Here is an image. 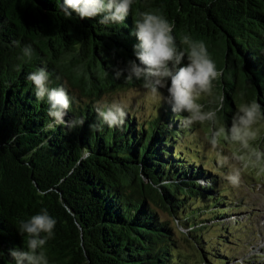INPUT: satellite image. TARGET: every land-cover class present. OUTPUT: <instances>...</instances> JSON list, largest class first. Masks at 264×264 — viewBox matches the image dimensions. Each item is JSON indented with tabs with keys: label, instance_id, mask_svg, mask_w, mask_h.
I'll list each match as a JSON object with an SVG mask.
<instances>
[{
	"label": "trees",
	"instance_id": "1",
	"mask_svg": "<svg viewBox=\"0 0 264 264\" xmlns=\"http://www.w3.org/2000/svg\"><path fill=\"white\" fill-rule=\"evenodd\" d=\"M37 1L44 10L31 0H0V264H15L8 250L26 248L27 241L19 221L41 208L57 221L45 245L49 264H192L176 254L180 229L208 264H229L223 254L229 248L218 242L220 253H212V246H202L209 240L203 235L219 228L217 237L233 241L225 223L240 208L225 209L240 200L229 187L217 193L218 168L198 156L206 138L189 139L198 125L180 129L179 118L163 104L148 119L127 110L120 128L97 132L89 126L97 122L94 105L105 95L144 89L141 81L112 75L135 59L132 33L140 12L174 21L178 47L184 35L205 42L224 73L206 99L214 109L224 96L217 117L231 116L242 101L264 106V0H134L123 25H103L99 17L67 19L62 0ZM15 41L32 45L31 62L18 59ZM39 67L47 68L52 87L67 88L73 104L65 119L83 116L82 128L43 131L52 123L48 105L35 98L27 80Z\"/></svg>",
	"mask_w": 264,
	"mask_h": 264
},
{
	"label": "clouds",
	"instance_id": "2",
	"mask_svg": "<svg viewBox=\"0 0 264 264\" xmlns=\"http://www.w3.org/2000/svg\"><path fill=\"white\" fill-rule=\"evenodd\" d=\"M133 3L134 0H62L59 7L67 19L73 15L80 20L99 17L100 24L123 25ZM174 31V21L154 12H140L132 33L138 41L133 45L135 59H129L123 68H114L113 77L141 81L154 104L170 107L179 118L178 127L182 130L209 124L210 134L206 140L216 152L217 167L227 166L230 160L239 165L224 176L229 185L239 187L243 174H253L264 180V147L258 143L262 133L257 126L264 121V106L256 100L245 103L234 113L230 127H216L217 113L224 107V96L218 97L216 108L207 111L201 100L213 94V82L223 76V70H218L204 41L184 35L180 40L181 48L177 46ZM14 43L21 49L18 59L31 62L34 56L32 45ZM185 59L187 62L183 63ZM27 80L34 86L35 98L48 105L47 115L52 123L43 131L57 126L72 131L84 126L83 116L65 119L73 99L64 85L51 86L46 67L29 72ZM94 109L97 122L89 127L97 132L103 131L105 126L120 128L128 117V105L118 101L98 102ZM226 146L230 149V156L223 154ZM56 224V219L46 208H41L27 220H20L18 232L27 237L26 248L9 249V257L15 264H49L45 245L54 238Z\"/></svg>",
	"mask_w": 264,
	"mask_h": 264
},
{
	"label": "rangeland",
	"instance_id": "3",
	"mask_svg": "<svg viewBox=\"0 0 264 264\" xmlns=\"http://www.w3.org/2000/svg\"><path fill=\"white\" fill-rule=\"evenodd\" d=\"M207 97L210 96H205L201 100V102L205 105V111L211 109L208 107L213 105L212 103H206V99H208ZM113 101L127 104V110L141 112L144 119H148V115L153 113L157 106L151 101L148 93L144 89L137 86L129 87L124 91L120 89L117 93H108V95H105L101 99V102L110 103ZM245 103V101H242L237 106L233 107L234 109L232 112H228L231 116H228L225 119L223 117H217V123L215 126L230 127L234 113H236L238 108ZM257 126L261 128L262 133L261 139L258 141V143L261 147H264V121L260 122V124ZM210 128L211 126L207 123L204 125H198L197 129L193 132V137L189 135V139H192L191 142L193 143H198V135L206 138L210 134ZM182 144H185L187 147L193 146L191 143H189V145L182 142L181 145ZM201 146L202 150L200 153H198V156L203 158L202 162L205 160L212 163V159L217 158L215 151L211 148L206 139L201 141ZM176 148L181 150L185 156L190 155L195 159L196 154H193L192 151L185 149V147ZM223 154L225 156H230V149L227 146L225 147ZM238 166L239 165L235 161L230 160L227 166L218 169V177H216V182L219 186L217 190L218 194L224 190L222 189L223 187H229L234 196L238 197L240 200L237 204H235H239V213L232 218H227L225 223L228 229L231 231L230 235L234 236V243L228 239L217 237L216 233L218 232L219 228H209L203 235L204 238H209V240L204 241L202 246H212L208 247L207 250L212 253H220L217 251L220 246L218 242L226 245L227 247H225L227 249L229 248L228 250H230V252L221 253L228 256L227 261L229 264H252L251 262L255 260H257V262L253 264H264V180L255 178L253 174H243L239 187H232L224 179V176ZM214 167L218 168L217 165ZM209 182L210 180H205L202 182V184L207 185ZM235 205L231 204L229 205L230 207L225 210H227V212L236 210L237 208L233 207ZM157 213L170 217L168 213L164 212L162 209H158ZM180 230L178 231L179 233L181 232L179 236V250H177L176 254L186 256L192 264H208V262H206L205 256L202 255V252L204 253V251L195 246L186 238L188 237L186 232H184L182 229ZM222 239L225 240V242H222Z\"/></svg>",
	"mask_w": 264,
	"mask_h": 264
},
{
	"label": "water",
	"instance_id": "4",
	"mask_svg": "<svg viewBox=\"0 0 264 264\" xmlns=\"http://www.w3.org/2000/svg\"><path fill=\"white\" fill-rule=\"evenodd\" d=\"M31 1L33 2L35 8H36L38 11L44 10L43 5L40 4L37 0H31ZM142 180H143L144 182H147V183L150 182V180H149L148 178L144 177L143 175H142ZM150 183H151V182H150Z\"/></svg>",
	"mask_w": 264,
	"mask_h": 264
},
{
	"label": "bare ground",
	"instance_id": "5",
	"mask_svg": "<svg viewBox=\"0 0 264 264\" xmlns=\"http://www.w3.org/2000/svg\"><path fill=\"white\" fill-rule=\"evenodd\" d=\"M215 154H216V152H215Z\"/></svg>",
	"mask_w": 264,
	"mask_h": 264
}]
</instances>
